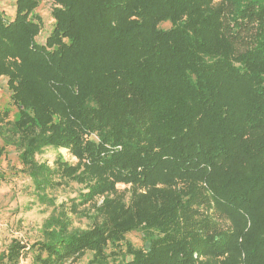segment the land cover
Returning a JSON list of instances; mask_svg holds the SVG:
<instances>
[{"label": "trees", "instance_id": "trees-1", "mask_svg": "<svg viewBox=\"0 0 264 264\" xmlns=\"http://www.w3.org/2000/svg\"><path fill=\"white\" fill-rule=\"evenodd\" d=\"M12 1L0 158L50 213L0 264H264V0Z\"/></svg>", "mask_w": 264, "mask_h": 264}, {"label": "rangeland", "instance_id": "rangeland-1", "mask_svg": "<svg viewBox=\"0 0 264 264\" xmlns=\"http://www.w3.org/2000/svg\"><path fill=\"white\" fill-rule=\"evenodd\" d=\"M52 5L50 1H43L37 7V11L43 18V27L37 37V41L41 43L45 42L53 26ZM0 8L4 10L7 18H13L15 6L12 0H0ZM163 26L167 27L169 24L165 23ZM10 94L7 78L0 77V110H7L11 118H15L18 114L17 107L12 103ZM57 152L63 153L64 157L72 163L77 161L65 148L58 151L48 149L39 158L53 164ZM21 168L22 165L17 160L15 150L12 148L5 157L0 158V252L14 236L34 240L39 234L38 229L42 221L50 213V207L42 205L35 197L31 181L21 171ZM75 188L71 186L66 189H59L56 192V199L59 202L69 203V198L76 195ZM121 188L124 189L125 187L121 186ZM76 224H79L78 219H76ZM27 262H30L29 258L23 259L22 264H27Z\"/></svg>", "mask_w": 264, "mask_h": 264}]
</instances>
